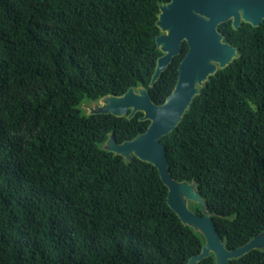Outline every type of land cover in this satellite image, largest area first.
Instances as JSON below:
<instances>
[{
    "label": "trees",
    "instance_id": "obj_1",
    "mask_svg": "<svg viewBox=\"0 0 264 264\" xmlns=\"http://www.w3.org/2000/svg\"><path fill=\"white\" fill-rule=\"evenodd\" d=\"M169 1L0 0V264H187L200 253L204 237L169 206L159 170L103 148L150 121L82 108L139 86L165 102L188 50L150 86ZM218 28L237 57L160 141L233 250L264 231V21ZM229 264H264V251Z\"/></svg>",
    "mask_w": 264,
    "mask_h": 264
},
{
    "label": "water",
    "instance_id": "obj_2",
    "mask_svg": "<svg viewBox=\"0 0 264 264\" xmlns=\"http://www.w3.org/2000/svg\"><path fill=\"white\" fill-rule=\"evenodd\" d=\"M228 21L235 29L243 22L260 26L264 21V0H170L161 4L156 22L161 34L156 37V45L162 55L157 60L150 86H154L186 43L188 50L178 66L173 92L163 104L158 105L152 101L145 87H131L123 95H105L86 106L88 115L112 114L132 118L137 112H142L140 119L150 121L144 133L122 143H117L110 134L103 148L123 156L126 161L134 155L159 170L168 188L169 206L184 225L201 234L205 240L200 253L192 256L187 264H199L210 254L214 255L215 264H229L232 259L254 249L264 251V231L243 246L233 250L226 248L196 182H179L172 176L165 146L160 141L178 126L209 77L237 57V48L224 41L218 28ZM190 201L200 204L202 214L189 207Z\"/></svg>",
    "mask_w": 264,
    "mask_h": 264
},
{
    "label": "rangeland",
    "instance_id": "obj_3",
    "mask_svg": "<svg viewBox=\"0 0 264 264\" xmlns=\"http://www.w3.org/2000/svg\"><path fill=\"white\" fill-rule=\"evenodd\" d=\"M87 105H90V104H89V103H85V104H83V106H82L84 112H86V110H87V108H86Z\"/></svg>",
    "mask_w": 264,
    "mask_h": 264
}]
</instances>
